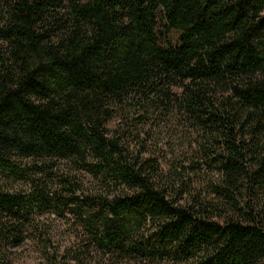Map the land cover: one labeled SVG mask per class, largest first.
<instances>
[{
  "label": "trees",
  "instance_id": "1",
  "mask_svg": "<svg viewBox=\"0 0 264 264\" xmlns=\"http://www.w3.org/2000/svg\"><path fill=\"white\" fill-rule=\"evenodd\" d=\"M44 212L40 264H264V0H0V264Z\"/></svg>",
  "mask_w": 264,
  "mask_h": 264
},
{
  "label": "rangeland",
  "instance_id": "2",
  "mask_svg": "<svg viewBox=\"0 0 264 264\" xmlns=\"http://www.w3.org/2000/svg\"><path fill=\"white\" fill-rule=\"evenodd\" d=\"M108 129L114 130L117 127L116 119H113L108 123ZM165 130H168L166 125L164 129H157V131L164 133ZM170 134V132L168 131ZM174 143H176L177 138H174ZM167 143L160 144L162 157L157 161L159 163L160 172L166 171L169 167H173L178 164V160H183L185 158V152L188 149H185V146H180L179 144H169L171 147L172 153H169L167 149ZM186 150V151H184ZM164 156V157H163ZM24 163V161H23ZM79 181L83 183L84 188L87 186L89 179L87 176L78 174ZM90 182V181H89ZM6 186L12 191H25L27 185L20 182H7ZM35 225H42L47 229V234L44 232H32L29 231V234L26 237V240L19 247H14L8 249V254L6 258V264H40L42 262V256L39 252L40 244H47L51 249L54 248L58 256L62 255L63 252L69 247L70 243L74 239L75 231L77 226L74 227V220L68 214H63L62 216L55 215L52 212H44L38 216L34 217L33 225L30 228L34 229ZM60 260L64 261V257L60 258L56 264H62ZM64 264V262H63Z\"/></svg>",
  "mask_w": 264,
  "mask_h": 264
}]
</instances>
